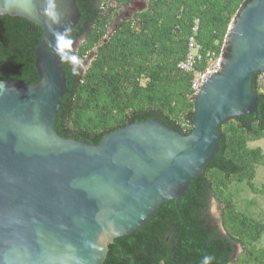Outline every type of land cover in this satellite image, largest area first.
Wrapping results in <instances>:
<instances>
[{"label": "water", "instance_id": "water-1", "mask_svg": "<svg viewBox=\"0 0 264 264\" xmlns=\"http://www.w3.org/2000/svg\"><path fill=\"white\" fill-rule=\"evenodd\" d=\"M76 1L0 0V16L42 30L39 81H0V264H104L109 244L145 227L162 203L178 201L204 173L219 151L221 125L258 109L264 0L248 2L233 17L220 69L193 94L189 134L153 117L129 118L98 144L62 136L55 124L70 90L61 50L80 19ZM95 54L94 47L81 66ZM235 244L234 258L242 251Z\"/></svg>", "mask_w": 264, "mask_h": 264}, {"label": "trees", "instance_id": "trees-1", "mask_svg": "<svg viewBox=\"0 0 264 264\" xmlns=\"http://www.w3.org/2000/svg\"><path fill=\"white\" fill-rule=\"evenodd\" d=\"M128 0H77L80 19L61 50L70 92L63 96L56 128L66 138L100 143L103 137L133 122L153 117L189 134L193 129L194 73L178 64L185 58L188 39L198 21L196 40L219 57L237 11L252 0H149L137 14V24L122 21L104 42L114 10ZM84 41L76 51L77 41ZM42 39L36 24L17 16H0V81H39L35 50ZM96 48L88 67L80 60ZM204 61L197 69L204 70ZM254 76L259 96L256 113L233 117L221 125L219 151L194 178L178 201L164 202L149 223L109 244L104 264H264L257 246L264 224L238 210L232 183L246 182L264 194L253 180L264 165L261 147L249 142L264 137V80ZM144 81V82H143ZM263 88V91H262ZM224 204L223 232L209 215L210 196ZM244 251L234 259V244Z\"/></svg>", "mask_w": 264, "mask_h": 264}, {"label": "rangeland", "instance_id": "rangeland-1", "mask_svg": "<svg viewBox=\"0 0 264 264\" xmlns=\"http://www.w3.org/2000/svg\"><path fill=\"white\" fill-rule=\"evenodd\" d=\"M112 6L116 7L117 3L112 2ZM133 16H131L132 18ZM133 25L137 24V18L136 16L133 17L132 19ZM110 28V26H109ZM108 28V29H109ZM115 30V29H114ZM84 39L82 38L80 40V43L78 45L77 50L83 43ZM89 51L87 52V54ZM86 54V55H87ZM86 57V56H85ZM84 57V58H85ZM83 59L80 60V63L83 62ZM90 64V61L88 65ZM86 67V66H84ZM264 76L261 75L260 81L263 82ZM144 82V81H143ZM263 91V88H262ZM250 147H261L264 152V137L251 141L249 142ZM254 184L256 187H261L264 184V165H259L256 170V176L253 180ZM228 193L233 194V200L235 201L237 205V209L244 211L248 214H250L253 218L259 220L261 223L264 224V194L257 192L256 190H253L248 183L243 182V183H232L230 188L227 191ZM223 209H224V204L219 201L214 195H211L210 198V207H209V215H215L217 219V223L219 228L225 232L224 227H223ZM258 247L264 248V233L260 240L256 243ZM242 251L237 254V256L234 258L235 260L239 257V255L244 251L243 246Z\"/></svg>", "mask_w": 264, "mask_h": 264}, {"label": "built area", "instance_id": "built-area-1", "mask_svg": "<svg viewBox=\"0 0 264 264\" xmlns=\"http://www.w3.org/2000/svg\"><path fill=\"white\" fill-rule=\"evenodd\" d=\"M198 31V21L193 27V32L188 39V49L185 58L178 64L183 71H192L194 73L193 88L197 91L201 83L213 72L220 69L221 57H214L213 53H203L202 45L196 40L195 33ZM204 61L206 67L204 70L197 69V66Z\"/></svg>", "mask_w": 264, "mask_h": 264}, {"label": "flooded vegetation", "instance_id": "flooded-vegetation-1", "mask_svg": "<svg viewBox=\"0 0 264 264\" xmlns=\"http://www.w3.org/2000/svg\"><path fill=\"white\" fill-rule=\"evenodd\" d=\"M148 2L149 0H141V1L140 0H128L123 5H120L116 2L117 6L114 7V10H117V13L113 14V20L109 25L111 26L115 24L116 27H115V30L109 31L108 29V34L110 33L111 35L113 32H115L119 28L122 21L131 20L133 17L137 16L138 13L143 11L141 9L146 5V3L148 7ZM131 16L133 17L131 18ZM235 249H236V244H234V252H235Z\"/></svg>", "mask_w": 264, "mask_h": 264}, {"label": "clouds", "instance_id": "clouds-1", "mask_svg": "<svg viewBox=\"0 0 264 264\" xmlns=\"http://www.w3.org/2000/svg\"><path fill=\"white\" fill-rule=\"evenodd\" d=\"M212 259L213 257L206 255L203 257L202 264H211Z\"/></svg>", "mask_w": 264, "mask_h": 264}]
</instances>
